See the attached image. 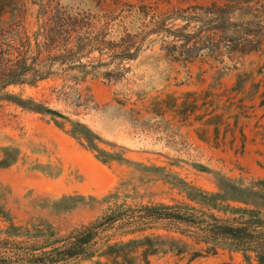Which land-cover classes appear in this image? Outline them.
<instances>
[{"label": "rangeland", "instance_id": "1", "mask_svg": "<svg viewBox=\"0 0 264 264\" xmlns=\"http://www.w3.org/2000/svg\"><path fill=\"white\" fill-rule=\"evenodd\" d=\"M25 1L26 7H22V2L14 1L3 10L5 0H0L1 47L7 44L6 32L10 30H36L35 17L39 7ZM105 1V9L113 8L114 4L123 5L126 10L128 6H152L163 20L192 7L225 4L224 0ZM82 2L63 0L61 4L74 10L95 7L92 0ZM114 17L116 20L111 24L107 45L100 46L102 56L94 53L82 63H100L101 73L114 72L117 79H88L84 86L89 87L94 103L73 119L89 126L108 143L101 145L102 149L123 154L129 163L103 164L95 154L47 119L13 104L2 103L0 163L6 161L11 166L0 167V205L10 212L16 224L44 221L59 237H66L106 213L114 212L121 217L122 220L112 228L100 231L94 244L96 255L93 259H76L67 264L108 263V259L99 257L105 243L127 242L145 236L174 242L172 245H157L160 253L149 258L151 264H245L240 254H231L227 250H220L217 255L197 257L196 253L203 246L197 245L193 238L198 233L197 229L188 225L159 221L136 228L125 224L130 217L138 218L144 206L196 207L182 193V182L216 193L221 178L246 186L264 181V140L259 138L250 143L241 156V131L249 133L251 139L254 134L264 136V107H260L264 100V72L258 74L264 58L260 55L246 57L241 61L239 72H226L222 87L213 78L224 66L202 56L189 59L185 50L180 48L182 43L173 37L153 35L137 60L121 61L114 57L124 53L135 42H130L127 35L133 36L142 30L141 26H148L150 19L142 17L139 23L133 24L126 13H117ZM185 25L180 20H168L164 29L175 31ZM187 26L183 35L193 36L202 28L204 31L199 38L191 39L187 49L195 44L198 47L208 45L206 39H201L208 36V27L196 22ZM120 42L122 47L117 49ZM58 68L60 66H55ZM239 73H251L254 82L239 89V94L231 95L230 89L235 86ZM253 83L260 84V87L255 88ZM57 86L55 83H43L38 89L10 87L7 91L24 99L51 101L52 108L63 110L62 104L55 103L54 96H51L50 89ZM205 92L237 96L233 112H224L229 106L227 99L220 104L219 113L225 116L217 125V133L214 126L209 127L193 116L185 118V108H179L186 93L202 96ZM240 99L244 100L246 107L253 106L254 110L236 121L231 117L236 115ZM160 100L166 101L163 117L155 115L160 109L157 106ZM187 100L191 102L192 98ZM204 110L206 106L198 113ZM111 144L126 151L114 149L109 146ZM110 195L115 196L107 199ZM137 264H142L139 257Z\"/></svg>", "mask_w": 264, "mask_h": 264}, {"label": "trees", "instance_id": "2", "mask_svg": "<svg viewBox=\"0 0 264 264\" xmlns=\"http://www.w3.org/2000/svg\"><path fill=\"white\" fill-rule=\"evenodd\" d=\"M14 1H20L22 7H26L25 0H5L2 9L6 10ZM28 1L31 5L39 7L35 17L36 30H10L6 32L7 44L0 46V105L10 103L25 112L47 119L56 128L77 140L86 150L95 154L103 164L129 161L121 153L102 149L101 145L108 143L89 126L73 117H78L81 111L90 109L94 103L89 87L84 86L88 79H117L114 72L101 73L100 63H82L94 53L102 56L100 46L107 45L106 39L110 35L112 22L116 20L115 14L126 13L133 24L139 23L142 17L144 20L150 19L148 26H141L142 30L136 31L133 36L127 35L130 42H135L123 51L124 53L114 57L121 61L137 60L148 45L149 37L153 35L173 37L176 42L182 43L180 48L185 50L189 59L202 56L224 66L213 78L214 82L222 87L226 72H239L241 61L246 57L260 55L264 58V0H224L223 6L213 4L207 8L192 7L164 20L152 6H128L126 10L123 5L114 4L113 8L105 9V0H92L94 9L74 10L63 7V0ZM168 20H180L186 25L175 31H165ZM192 22L208 27V36L201 38L206 39L208 45L198 47L195 44L192 48H186L191 39L196 36L199 38L204 33L202 28L193 36L183 35L189 27L187 25ZM151 27L153 28L150 29ZM13 33L16 35H12ZM121 43L120 46L116 45L117 49L122 47ZM108 45L114 48L113 44ZM3 47L5 49L2 50ZM174 49L178 47L174 46ZM201 53L203 55H200ZM227 63L230 64L229 67ZM55 66L60 68L55 69ZM263 70L264 65L258 68V74L262 75ZM252 81L254 82V78L251 73H239L230 94H239L238 90L245 88ZM43 83L58 85L50 89L51 96H54L55 103L62 104L63 110L52 108L51 101L24 99L21 95L7 91L10 87L38 89ZM254 87H260V84H254ZM184 97L185 101L179 108H185V118L193 116L209 127L214 126L216 133L217 125L225 116L224 113H219L220 104L227 99L229 106L224 112H233L234 100L237 98L225 96V93L209 92L202 96L186 93ZM188 97L192 98L191 102L187 100ZM243 101H238L237 113L231 117L234 120L254 110L253 106L246 107ZM165 104L166 101L163 100L157 103L160 109L155 113L156 116L163 117ZM203 106H206V110L199 114ZM174 107H177V104ZM260 107H264V100L261 101ZM109 146L126 151L114 144ZM10 166L6 161L0 163L1 168ZM154 169L162 171L160 168ZM182 184V193L198 208L144 206L139 211L141 215L138 218H128L125 226L139 228L159 221L185 224L198 231L193 238L197 245L203 247L196 253L197 257L217 255L220 250H227L231 254H240L245 264H264V181L252 182L246 186L244 183L221 178L219 191L216 193L204 191L185 182ZM114 196L110 195L107 199ZM121 220L114 212L106 213L97 221L73 230L66 237H59L54 228L44 221L16 224L10 212L0 205V264H67L76 259L91 260L96 255L94 244L100 231L112 228ZM173 243L150 236L127 242L105 243L99 257L110 261L105 264H137L138 257L142 264H151L149 258L160 253L157 245Z\"/></svg>", "mask_w": 264, "mask_h": 264}, {"label": "crops", "instance_id": "3", "mask_svg": "<svg viewBox=\"0 0 264 264\" xmlns=\"http://www.w3.org/2000/svg\"><path fill=\"white\" fill-rule=\"evenodd\" d=\"M264 115V114H263ZM241 137H242V151H241V156L244 154V151L246 150V147L252 143V142H256V140H259V138L262 140H264V136L258 135V134H254V136L249 135V133H247L246 131H241Z\"/></svg>", "mask_w": 264, "mask_h": 264}]
</instances>
